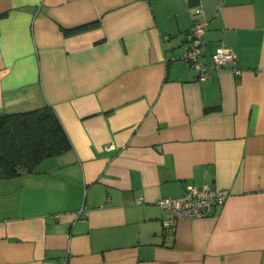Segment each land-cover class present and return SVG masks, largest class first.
Listing matches in <instances>:
<instances>
[{
    "label": "crops",
    "instance_id": "obj_1",
    "mask_svg": "<svg viewBox=\"0 0 264 264\" xmlns=\"http://www.w3.org/2000/svg\"><path fill=\"white\" fill-rule=\"evenodd\" d=\"M44 104L71 147L0 178V264H264V0H0V112ZM190 184L229 194L165 228Z\"/></svg>",
    "mask_w": 264,
    "mask_h": 264
},
{
    "label": "trees",
    "instance_id": "obj_2",
    "mask_svg": "<svg viewBox=\"0 0 264 264\" xmlns=\"http://www.w3.org/2000/svg\"><path fill=\"white\" fill-rule=\"evenodd\" d=\"M70 147L68 134L51 105L0 112V178L35 171L42 159Z\"/></svg>",
    "mask_w": 264,
    "mask_h": 264
},
{
    "label": "built area",
    "instance_id": "obj_3",
    "mask_svg": "<svg viewBox=\"0 0 264 264\" xmlns=\"http://www.w3.org/2000/svg\"><path fill=\"white\" fill-rule=\"evenodd\" d=\"M192 23L186 32L187 46L182 57L188 61L197 71V78L205 80L210 77V70L220 68L233 60L232 51L223 45L217 46L210 53V61H204L205 46L203 35L208 25L200 5L191 8ZM229 190L226 188H214L208 184H190L183 193L176 196H163L157 204L164 210L162 222L165 228L176 226L182 218L205 217L216 207L221 206Z\"/></svg>",
    "mask_w": 264,
    "mask_h": 264
}]
</instances>
